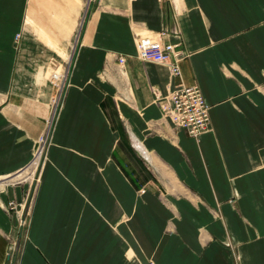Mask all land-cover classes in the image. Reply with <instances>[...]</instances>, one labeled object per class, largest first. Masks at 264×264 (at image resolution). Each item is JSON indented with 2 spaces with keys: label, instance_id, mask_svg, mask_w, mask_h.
<instances>
[{
  "label": "crops",
  "instance_id": "obj_1",
  "mask_svg": "<svg viewBox=\"0 0 264 264\" xmlns=\"http://www.w3.org/2000/svg\"><path fill=\"white\" fill-rule=\"evenodd\" d=\"M139 33L178 45L180 78L139 57ZM68 61L53 107L50 66ZM180 82L210 105L197 137L155 101L153 89ZM46 132L31 221L10 258L4 206L27 188L12 177ZM9 263L264 264V0H0Z\"/></svg>",
  "mask_w": 264,
  "mask_h": 264
},
{
  "label": "built area",
  "instance_id": "obj_2",
  "mask_svg": "<svg viewBox=\"0 0 264 264\" xmlns=\"http://www.w3.org/2000/svg\"><path fill=\"white\" fill-rule=\"evenodd\" d=\"M94 1L87 0L88 5ZM135 43L138 55L142 60L169 63L173 77L177 79L181 77L180 62L184 58V54L178 45L163 42L160 38L150 34L141 33L136 35ZM117 60L122 65L125 63L126 57L118 56ZM153 92L161 111L170 118L176 127L185 129L193 137L209 130L210 105L198 85L185 86L180 82L176 89L167 95H162L158 89H153ZM46 141L45 139L42 148ZM27 174L30 177V174Z\"/></svg>",
  "mask_w": 264,
  "mask_h": 264
},
{
  "label": "rangeland",
  "instance_id": "obj_3",
  "mask_svg": "<svg viewBox=\"0 0 264 264\" xmlns=\"http://www.w3.org/2000/svg\"><path fill=\"white\" fill-rule=\"evenodd\" d=\"M19 36L20 35H18V37ZM74 46L75 45L73 44V47ZM73 51L74 50L72 49V52ZM70 64L71 61H68L67 64L65 65H57L55 62H53V64L50 66L49 79L53 87L55 88V95L53 97V107L57 105L58 100L60 99L63 93V86L64 83H66L65 81L67 80ZM47 134L48 132H46V134L41 138V144L35 154V158L33 162L23 171L12 177L16 179L15 182L17 181V183L25 184L27 188L21 200L11 201L4 206L6 213L11 218V220L14 222L15 225L14 233L9 238L7 245V255L10 258H13L16 252L19 235L22 237L26 235L31 221V215L34 205V194L32 195V190L34 183L38 184L37 172L39 170V165L43 158V156L39 158V153L44 154L45 149L44 147L42 148V146L44 144L45 139L46 140L48 139ZM41 148L42 150L40 151ZM27 173H30V177L28 176ZM22 220L24 221L23 223Z\"/></svg>",
  "mask_w": 264,
  "mask_h": 264
},
{
  "label": "water",
  "instance_id": "obj_4",
  "mask_svg": "<svg viewBox=\"0 0 264 264\" xmlns=\"http://www.w3.org/2000/svg\"><path fill=\"white\" fill-rule=\"evenodd\" d=\"M48 140V139H47ZM47 142V141H46ZM45 145H46V143H45ZM45 148V147H44ZM18 250H19V244L17 245V247H16V255L18 254Z\"/></svg>",
  "mask_w": 264,
  "mask_h": 264
},
{
  "label": "bare ground",
  "instance_id": "obj_5",
  "mask_svg": "<svg viewBox=\"0 0 264 264\" xmlns=\"http://www.w3.org/2000/svg\"><path fill=\"white\" fill-rule=\"evenodd\" d=\"M41 151V150H40ZM43 156V153H39V158H41ZM30 174V173H29ZM34 175V172H33Z\"/></svg>",
  "mask_w": 264,
  "mask_h": 264
}]
</instances>
